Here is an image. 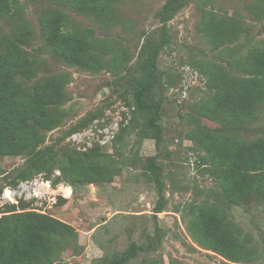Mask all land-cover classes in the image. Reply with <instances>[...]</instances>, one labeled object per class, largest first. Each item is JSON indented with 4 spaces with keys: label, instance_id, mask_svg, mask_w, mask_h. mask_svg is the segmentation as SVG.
Masks as SVG:
<instances>
[{
    "label": "rangeland",
    "instance_id": "rangeland-1",
    "mask_svg": "<svg viewBox=\"0 0 264 264\" xmlns=\"http://www.w3.org/2000/svg\"><path fill=\"white\" fill-rule=\"evenodd\" d=\"M163 3L120 0L113 7L119 15L115 23L114 18L94 19L91 11H80L82 7L71 0H0V54L11 41L30 67L25 76L16 75V94L61 80L59 100L45 106L56 114L53 122L28 119L33 138L27 148L0 154V219L31 211L74 229L75 236L62 240L59 254L49 264H103L131 242L141 249L125 264H264V198L250 194L240 204L228 200L219 186L221 168L213 166L208 151L193 139L199 125L220 127L219 121L200 112L213 93L206 71L217 73L222 66L223 76L241 75L242 56L255 47L264 49V3L186 0L165 26L156 16ZM240 10L244 20L239 37L212 48L203 30L205 16L231 18ZM249 11L263 15L256 20ZM46 15L61 18L64 34L85 36L89 48L96 49L99 66L67 65L55 51L58 43L43 37ZM162 32L169 41L157 56L162 83L158 93L163 98L161 141L156 147L154 138L141 139L135 130L115 141L131 116L127 74L138 48L146 37L158 42ZM62 73H67L65 78ZM85 115L91 118L81 124ZM234 125L227 136L246 142L264 137V101L252 117ZM91 150L102 155L104 174L110 176L101 178L94 168L93 181H77L73 160L82 159L87 167ZM38 151L48 153L45 160L36 162ZM148 155H156L161 167L160 192L142 173ZM34 163L37 167L31 169ZM158 203L162 206L156 212ZM199 205H215L235 229L251 236L246 245L259 258L251 263L233 261L199 242L190 226L192 209Z\"/></svg>",
    "mask_w": 264,
    "mask_h": 264
},
{
    "label": "trees",
    "instance_id": "trees-1",
    "mask_svg": "<svg viewBox=\"0 0 264 264\" xmlns=\"http://www.w3.org/2000/svg\"><path fill=\"white\" fill-rule=\"evenodd\" d=\"M120 0H71L80 5V11L89 12L95 18H108L118 21L119 15L113 9ZM259 3L264 0H258ZM186 0H164L156 16L162 24L170 20L183 7ZM258 3V6H259ZM239 13V12H237ZM254 19L263 15L260 11H249ZM242 18L239 16L225 18L221 15L208 13L203 22V30L212 48H218L239 37ZM61 18L46 15L41 24L43 37L58 43L55 51L66 60L67 65L80 64L98 67L100 58L89 48L85 36L66 35L61 31ZM169 41V35L162 32L158 42H152L146 37L139 46L136 61L127 74L126 95L132 106L131 116L126 125L120 127L115 141H119L124 133L135 130L141 139L152 137L156 147L161 141V126L158 123L163 98L158 93L162 85L161 73L157 67L159 50ZM0 54V154L20 151L27 148L32 141L28 119L39 124H51L55 119L54 112L48 113L47 103L57 102L60 97V83L53 80L40 87L35 86L26 90L24 95L16 94L19 83L16 75L29 73L27 60L20 55L19 50L11 41H6ZM63 55V56H62ZM115 57L111 64H115ZM241 75L233 77L223 76L224 68L217 73L206 71L207 87L213 92L201 108V114L212 121H219L218 129H210L199 125L193 139L209 154L215 168H221L222 175L218 179L225 197L240 204L246 195L264 198V137L257 136L246 142L243 138L227 136L235 129L236 123L245 122L259 109L264 101V49L255 47L248 50L239 61ZM67 73L60 76L66 77ZM62 78V77H61ZM54 79V78H52ZM209 101V104H208ZM91 115H85L81 124L89 120ZM142 122L138 123L139 119ZM9 141V143H8ZM37 143V142H34ZM96 149V148H94ZM43 151L36 153V162L41 157L45 160ZM86 155L89 163L87 167L81 161L74 159V176L78 181L94 180L90 169L95 174H104L101 164L102 155L97 150H91ZM156 155H148L141 164L143 174L153 181L158 192L164 182L161 179V167L156 163ZM42 160V159H41ZM76 160V161H75ZM43 163V161H41ZM34 163L31 169L36 168ZM219 173V174H221ZM100 174L101 178L110 175ZM97 177V176H96ZM98 178V177H97ZM158 203L156 212L161 210ZM190 226L195 238L230 260L253 262L259 258L246 243L250 242L243 231L235 229L227 222L215 205L196 206L192 209ZM220 214V216H219ZM75 236L71 225L58 218L36 212H21L11 219H0V264H49L59 254L62 240H70ZM141 249L135 242H131L124 250L115 253L103 264H125L135 257Z\"/></svg>",
    "mask_w": 264,
    "mask_h": 264
}]
</instances>
